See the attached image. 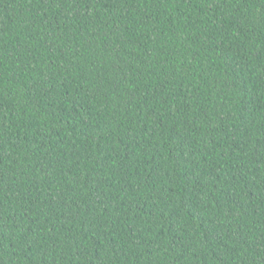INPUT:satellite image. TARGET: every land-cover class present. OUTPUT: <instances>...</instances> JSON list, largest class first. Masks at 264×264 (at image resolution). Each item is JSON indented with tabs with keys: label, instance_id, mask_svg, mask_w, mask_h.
Returning a JSON list of instances; mask_svg holds the SVG:
<instances>
[{
	"label": "trees",
	"instance_id": "obj_1",
	"mask_svg": "<svg viewBox=\"0 0 264 264\" xmlns=\"http://www.w3.org/2000/svg\"><path fill=\"white\" fill-rule=\"evenodd\" d=\"M0 264H264V0H0Z\"/></svg>",
	"mask_w": 264,
	"mask_h": 264
}]
</instances>
